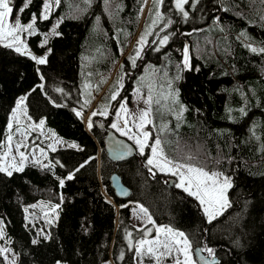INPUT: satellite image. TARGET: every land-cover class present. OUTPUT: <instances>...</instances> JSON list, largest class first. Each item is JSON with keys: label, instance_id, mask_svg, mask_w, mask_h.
Masks as SVG:
<instances>
[{"label": "trees", "instance_id": "trees-1", "mask_svg": "<svg viewBox=\"0 0 264 264\" xmlns=\"http://www.w3.org/2000/svg\"><path fill=\"white\" fill-rule=\"evenodd\" d=\"M145 1L60 0L45 20L44 0H31L20 14L23 23L37 17L31 50L44 52L39 41L59 18L44 64L0 41V148L20 98L27 120H43L51 134L75 145L49 150L45 159L12 175L0 172V219L16 264H137L136 245L155 224L137 228L130 200L143 203L157 224L183 231L193 247L211 249L218 256L214 264H264V52L259 51L264 48V0H189L187 18L176 0H151L142 33L152 31L133 65L129 57L135 46L127 49ZM25 2L10 0L11 15ZM165 35L169 39L160 45ZM186 40L189 68L184 67ZM119 61L124 86L112 100L118 85L114 77L99 108L106 103L115 111L133 87L148 93L154 83L152 124L146 128L161 140L164 155L232 179L230 206L215 219H207L195 196L169 186L163 173L147 163L146 153L110 159L96 118L86 129L82 113L94 101L93 89H103ZM148 70L154 77L145 76ZM102 120L107 125L110 117ZM115 171L131 188L125 199L111 184Z\"/></svg>", "mask_w": 264, "mask_h": 264}, {"label": "rangeland", "instance_id": "rangeland-1", "mask_svg": "<svg viewBox=\"0 0 264 264\" xmlns=\"http://www.w3.org/2000/svg\"><path fill=\"white\" fill-rule=\"evenodd\" d=\"M45 2H46V0H44V3L42 5L41 14L44 12ZM47 2L52 5L48 11V16H49L51 14V12L54 10L56 3H55V0H47ZM150 2H151V0H146L144 5L142 6L140 26L138 28L137 33L129 39V46H128L127 52H129L135 46L134 57L136 56V52H137L138 48L141 49L140 50V53H141L143 47L145 46V44L148 41V35H147L145 37L146 43H144L143 45H138V43H137L140 40L141 36H144V33H142V31H143L144 23H145L146 18H147L148 6H149ZM144 7L146 9H144ZM17 18L20 19V14L18 17V12L16 14L10 15V17L7 18L8 24L13 25ZM31 21H32V18L26 23H23V22H21V23H22V25L26 26L27 24L31 23ZM58 23H59V18L54 17L52 20L51 26L47 30V33H44L42 36V39L39 41V44L43 45L45 47V50L43 53H37V52H35L29 48V37L37 31L36 25H35V31L34 32H30V31L20 32L19 33L20 40L22 41V43L24 45L27 46V52H24V53H27V54L30 53L29 55H31V56L34 55L38 58L47 57V54L49 52L48 37H49V35L54 33L53 29H55V32H56V25ZM147 31L151 32L152 28H149V30H147ZM45 38H47L46 44L44 43ZM0 41L3 44H8V45L13 46L15 49L17 47V45L15 43H13L11 37H9L7 39H0ZM120 66H121V61H119L118 64L116 65V67L107 75L108 80L105 83V85L101 91H98L96 89V86L94 87V89H93L94 101L91 104L90 109L87 112L82 113V115H83L85 126L88 129H90L89 118H92L93 112H96L97 115L102 116V117H110V120L108 123V124H110V127H112L113 123H116L118 125V127L120 128V131H118L116 128H114V129L116 131H118L120 134H122V132L127 133V134H122V135H124L130 139L131 136H139L140 135V133L138 132L137 127H136V122H134L132 117H138L141 113V109H147L149 107L147 104L144 103V101L148 98L149 94L154 89V83H152V88L150 89L151 92H149L150 91L149 90L148 93H144L143 90L141 88H139L138 86L133 87L130 90L129 94H127L121 98V100L119 101L118 106L115 109V111H111L109 105L106 103L103 104V109H100L99 108V101L102 100L101 95L104 91H106L107 86L109 85L110 81L114 77H117L118 85L116 87V90L113 93H116V92L119 93L124 86V73L120 72ZM149 73H150V75H149ZM145 76L147 78H149V76L154 77L152 72H149V70L147 71ZM100 78L101 77H99L98 79H100ZM98 79H96V83L98 82ZM137 89H139V94L137 93ZM21 99L22 98L17 100L16 105L14 106L13 111L11 113L10 124L12 125V127L9 128V130H8V137H9V135H11V137H12L11 151L9 152V149H8V143H9L8 138L5 142V144L0 148V167H5L8 169V171H11V172L15 168L8 167L9 164L14 163L17 165V167L21 166L20 156H19V153L16 151V147H15L17 143L22 142L23 145H25V146L21 147L19 150L20 152H23L25 154V156L27 157V159H25L23 161L22 168L27 163H29L31 161L39 160V159L40 160L45 159L47 157L49 150L56 149L58 147H63V146H71L73 144L70 141H67V140H65L59 136L51 134L44 124L42 127H40V121H35L32 118H30V120H27L24 116V114H25L24 105L18 107V101H20ZM125 101H126V106H127V109H128L130 116H125V114L123 112H121L120 106ZM75 111H76V108H75ZM76 113H77V111H76ZM118 113H119V115H118ZM125 119H128L127 126H125ZM150 119L152 120V116H150ZM91 126H92V121H91ZM17 129H19V131H17ZM144 131H148L151 134L150 138L147 141V145H152L154 143L155 139L158 137L156 135L152 136V130L151 129H147L145 127ZM130 140H132L135 143V139H130ZM136 146H137L140 154L146 153L147 160L149 158L159 159V157H156V158L153 157L150 146H146L143 153L140 152V148L137 144H136ZM41 150H43V151H41ZM5 152H9L7 159L3 158ZM163 155H164V153H163ZM13 157H15V160H13ZM167 159L170 160L169 158H167ZM100 163H101V157L99 158L98 166L100 165ZM176 164H180V163L173 161V171H176V169L174 167V165H176ZM183 165H186V164H183ZM191 166L202 168V169H204V171L208 172L209 174H211L213 172L222 173L221 171H218V170H215L212 168H205V167H201L198 165H191ZM154 167L158 171L163 173V175L165 177V181L168 180L169 177H175L176 186L181 183V178H180V175L178 173L174 175L173 172L168 171L167 169H165L164 171H161L158 167H156V166H154ZM179 171L184 172L187 175V169L186 168H181V169H179ZM222 174H223V176L229 177L231 180V184H232L231 177L229 175L224 174V173H222ZM184 187H187V184H185ZM184 187H180V188L184 189ZM192 191H195L194 187L192 188ZM226 197H227V200L229 203L228 189L226 192ZM107 198L111 201H115L109 195H107ZM198 201L200 202L199 199H198ZM129 203H130L129 206H130V211H131V221L137 228L146 227L149 223V217H151L152 223L155 224V230L154 231H151L152 230L151 227L146 228V233L148 234V236L142 240L154 241V240H156L157 237H159V240L161 242H166V241L171 239L170 234H166L164 232H159V233L157 232L158 228H171V227L163 225V224L162 225L157 224L155 222V220L153 219V217L149 214L148 209L146 208V206L143 203H141L139 201H132V200H130ZM115 204L117 207H119V205L117 203H115ZM201 206L204 210L205 205L201 204ZM141 208L147 209V215H145L140 210ZM224 209H222L221 212ZM47 212L48 213L52 212V208L48 209ZM204 212H205V210H204ZM206 217L209 220V217L207 214H206ZM171 229H173V228H171ZM173 231L183 232V231L177 230V229H173ZM149 233H151V234H149ZM185 237H186V235H185ZM188 242H189V240H188ZM189 244H190V248L188 249V251H189V255H190V259L192 261V264H199L198 260L195 257V254H194V247L191 245L190 242H189ZM147 247H148V245H144V250H146ZM176 247H183V245L174 246L172 249L171 255H161L162 252H165V249L163 248L162 243L160 246L153 245L154 255L153 254L142 255V254H137V252H136L137 264H176L177 260H180L181 264H184L185 256L183 255L182 252L177 251ZM0 249L4 250V251H0V259L2 261V264H16L18 256H17L16 252H14V250L10 244V240L5 234L4 222L1 219H0ZM211 255H212V253H211ZM146 256L148 257L147 259L145 258ZM157 257H159V260L157 259ZM57 264H66V263L58 262Z\"/></svg>", "mask_w": 264, "mask_h": 264}, {"label": "snow or ice", "instance_id": "snow-or-ice-1", "mask_svg": "<svg viewBox=\"0 0 264 264\" xmlns=\"http://www.w3.org/2000/svg\"><path fill=\"white\" fill-rule=\"evenodd\" d=\"M60 0H55L56 4H59ZM189 0H176V8L183 14L185 18H187L188 13L187 11L184 10V5L188 4ZM10 0H0V39H7L9 37L12 38L13 43L17 45L16 51L17 52H27V46L22 43L20 40L19 33L23 31H30L34 32L35 31V24L37 17L35 14L32 15V21L31 23L27 24L26 26L22 25L21 21L19 18H17L14 22L13 25L8 24V17H10L13 9L9 7ZM31 3V0H26L24 5L19 9L18 11V17L19 14H22L23 11L29 6ZM105 3H108V0H105ZM154 4H162L163 0H153ZM51 4L45 2L44 4V12L41 14V19H48V11L51 8ZM162 17L160 16V13H157V19H161ZM99 19V18H98ZM156 21H153V24H155ZM168 23H171V20L168 21ZM59 25L57 24L56 27ZM53 32L55 33V29H53ZM58 35V33H55ZM151 32L146 31L144 36H141L140 40L137 42L138 45H143L146 43L145 37L147 35H150ZM241 35H244L242 33ZM169 37L168 35H165L162 37V39L159 41L160 45H164L167 43ZM44 43H47V38H45ZM11 46V45H9ZM43 46V45H41ZM140 50L138 48L136 52L135 57H129L131 60L132 64L135 65L136 63V58L139 57L140 55ZM158 50V49H157ZM253 52L258 51L257 49H252ZM259 51L264 52V48L259 49ZM30 54V53H28ZM33 60L36 61L37 64H44L46 63V57H36L32 56L31 57ZM184 67L189 68L190 65L188 63V53L187 49H185L184 52ZM137 93L139 94V89H137ZM119 95L118 92L113 93L111 96L112 100H116L117 96ZM23 99L22 98L20 101H18V107L23 105ZM87 103V102H86ZM145 104H147L149 107L147 109H141V113L138 117H132L134 122H136V127L138 132L140 133L139 136H131L130 139H135V143L139 146L140 152L143 153L144 149L146 146L151 147L152 155L154 158L159 157V159H153L149 158L147 163L149 165H154L158 167L161 171H164L167 169L168 171L173 172V174H179L181 178V183L177 185V187H184L185 184H187V187H184L185 191H188L190 195L196 196L197 199L200 200V203L202 205H205V213L209 217V221L213 220L216 218L217 215L220 214L221 210L229 207V203L226 197V192L227 189L232 187L231 180L227 176H223L222 173H217L213 172L209 174L208 172L204 171L202 168L194 167L191 165H183V164H176L174 165L176 171H173V161L168 160L167 157L163 155V149L161 148V140L159 138H156L154 143L152 145H147V141L150 138V133L148 131H144L145 127L149 124L152 123V120L150 119L151 116V105L153 103V97L151 93L149 94L148 98L144 101ZM156 103H159V101H156ZM121 112L125 114V116H130L127 106H126V101L121 104L120 106ZM243 111V109L241 110ZM103 114V113H102ZM77 115H81V113H77ZM93 116L97 115L96 112L92 113ZM119 115V113H118ZM44 124V121H40V127H42ZM128 124V119H125V126ZM12 125L9 124V128H11ZM89 127H91V118H89ZM113 128H116L118 131H120V128L116 123L112 124ZM19 131V129H17ZM122 134H127L122 132ZM8 149L9 152L11 151L12 148V137L9 135L8 137ZM23 143H17L16 144V151L19 153L20 156V163L21 166L17 167L16 164H9L8 167L10 168H15L17 171H22V164L27 157L23 152H20V148L23 147ZM75 147V145H72ZM51 147V146H50ZM54 150V149H53ZM43 151V150H41ZM9 152L4 153V159L8 158ZM13 160H15V157H13ZM181 168H186L187 169V175L184 172H180L179 169ZM7 171L8 175H12L11 171H8L7 168L5 167H0V172ZM72 176L69 175L68 179H71ZM222 178V179H221ZM61 186L63 185L64 181H60ZM195 188V191H192V188ZM59 205L52 206V211L54 212L56 208H58ZM145 215H147V209L141 208L140 209ZM149 222L151 223V217H149ZM157 232H164L166 234H170L171 239L166 241V242H161L159 240V237L156 238L154 241H149V240H141L137 243L136 245V252L137 254H142V255H149L153 254L154 255V249L153 245L160 246L162 243L163 248L165 249V252H162L161 255H171L172 249L174 246H179L183 245V247H176V250L179 252H182L183 255L185 256V261L184 264H192V261L190 259L189 251L188 249L190 248V244L188 242L187 237H185L183 232H175L171 228H158ZM128 236L131 237V233H128ZM182 238V239H181ZM35 243V241H34ZM144 245H148L147 249L144 250ZM0 251H4L3 249H0ZM209 254L212 253L211 249H208ZM122 258V257H121ZM159 260V257H157ZM176 264H181L180 260L176 261Z\"/></svg>", "mask_w": 264, "mask_h": 264}, {"label": "water", "instance_id": "water-1", "mask_svg": "<svg viewBox=\"0 0 264 264\" xmlns=\"http://www.w3.org/2000/svg\"><path fill=\"white\" fill-rule=\"evenodd\" d=\"M186 44L188 46L187 53H188V58H189V56H190V48H189L190 42L188 40H186ZM188 63H189V61H188ZM72 109L75 111V107H73ZM95 116H98V115H95ZM95 116L92 115V118H96L95 123L100 128L104 129L103 142H104L105 150H106L110 159H112L113 161H123V160L129 159V158L133 157L134 155L138 154V152H139L138 148L132 140H130L128 137L120 134L114 128L110 127V124L105 125L103 123L102 117H100V116L95 117ZM92 118H91V121H92V126H93L94 123H93ZM86 129H88V128L86 127ZM175 182H176L175 177H169L167 180V184L169 186H173L175 184ZM111 184L114 188V191H115L117 197L125 199V198L130 196V194H131L130 186L127 185L123 181L122 176L117 171H115L111 174ZM128 204H130V203H128ZM194 254H195V257L199 261L200 264H214V263L218 262L217 256H215V255L211 256L210 254H207V252L200 245H197L194 247Z\"/></svg>", "mask_w": 264, "mask_h": 264}, {"label": "bare ground", "instance_id": "bare-ground-1", "mask_svg": "<svg viewBox=\"0 0 264 264\" xmlns=\"http://www.w3.org/2000/svg\"><path fill=\"white\" fill-rule=\"evenodd\" d=\"M144 9H146L145 7H144ZM100 155V154H99ZM137 155V154H136ZM135 156V155H134ZM100 165H101V163H100ZM100 167V166H99ZM101 175V174H100ZM175 184H176V182H175ZM114 199V198H113ZM115 202V201H114ZM116 203V202H115ZM129 203V201L127 202V204ZM201 246V245H200ZM204 249V248H203ZM205 250V249H204ZM206 251V250H205ZM207 252V251H206ZM207 254H209V253H207ZM211 255V254H210ZM211 256H213V255H211ZM216 256V255H215ZM218 257V256H217ZM199 262V261H198ZM200 264V263H199Z\"/></svg>", "mask_w": 264, "mask_h": 264}]
</instances>
